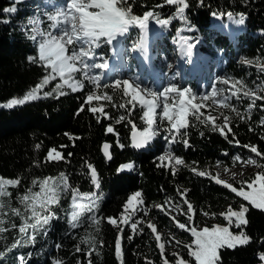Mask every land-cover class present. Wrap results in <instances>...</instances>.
Instances as JSON below:
<instances>
[{
	"label": "trees",
	"instance_id": "1",
	"mask_svg": "<svg viewBox=\"0 0 264 264\" xmlns=\"http://www.w3.org/2000/svg\"><path fill=\"white\" fill-rule=\"evenodd\" d=\"M24 2L0 0V104L7 103L11 98L22 97L47 74L40 64L28 59H38V43L29 38L34 33L29 21L28 5ZM185 2L188 4L185 9L186 20L178 21L177 17L168 23L166 36L170 44L173 33L185 28L187 32L184 36H199L203 43L201 50L210 57L222 52L227 64L224 75L238 77L246 83L249 80L262 82L264 97V74L254 68L247 70L238 63V58L242 57L264 63V0ZM159 5L163 6L157 7ZM8 7H15L17 11L4 13L3 10ZM132 11L141 17L147 11H154L160 19L167 20L174 16L176 6L165 4L164 0H135ZM241 14L244 16L243 24L237 23ZM48 24L44 15L43 31L48 30ZM175 24L177 26L173 28ZM133 41L134 38L126 40L128 45ZM114 81L100 82L111 84ZM58 83L57 79L52 80L42 91H51ZM216 87L220 89L219 84ZM62 90L68 94L43 97L41 92V99L24 106L13 109L0 107V178L20 180L16 187L8 186L11 194L8 199L11 207L21 210L23 206L18 197L25 195L29 189L39 191V181L59 177L61 173L65 174L71 188L78 190L81 195L87 194L89 199L82 203L95 202L98 207L95 212H86L77 227L73 228L69 224L72 197L70 192L62 193L59 203L52 206L55 218L36 235L35 242L31 244L24 243L19 234L21 219L11 216L10 210L6 209L8 215L4 219L8 231L0 234L3 236L0 239V252L5 253L0 264H20L21 257L25 264H53V261L62 264H162L161 242L157 244L153 230L142 225L141 231L134 232L128 223L124 224L121 220L124 205L129 196L137 191L142 194L143 210L148 212V218L157 230L172 228L170 219L162 210L167 202H182L185 209L191 204V221L194 224L204 222V217L221 222L222 212L228 211L230 206L240 207L243 204L249 209L245 214L248 223L241 227L250 238L249 242L232 249H219L218 264H264L261 259L264 255V211L253 208L230 188L216 184L210 176L214 166L230 168L239 162L234 157L239 156L243 161L248 155H255L264 173V99L257 100L249 109L251 101L242 98L226 111L230 120L228 127L231 128V132L228 128L224 129L227 139L219 131H213L210 123L202 125L192 119V126L186 130L187 135L184 137L190 146L185 147L179 142L168 145L167 151L184 161L183 165H175L174 160L166 162L158 159L161 154L157 144L142 153L131 149L129 136L133 124L140 131L145 124L141 120L142 110L138 107H118L129 97L113 93L111 88L104 89L113 96V100L91 102V107L104 106L108 115H101L99 111L94 114L89 110L86 97L93 91V86L87 81L82 91L71 92L66 87ZM201 112L209 116V112L202 108ZM121 116L125 119L116 123ZM223 122L218 118L216 120L217 124ZM108 127H112L113 131L108 132ZM167 127L169 125L163 123V132L167 134V139H171ZM105 143L110 145L109 161L101 151ZM37 145L40 147L37 148ZM245 145L256 146L262 155L257 156L251 152V147ZM53 149L61 154L62 159H47L49 151ZM127 164H132L133 168L118 171ZM174 165L177 168L175 173L172 171ZM92 169L96 171L98 187L91 181ZM199 172L208 175L200 176L197 174ZM33 180L37 181V185L32 184ZM242 184L240 181L231 183L237 189ZM92 215L100 220L99 231L90 219ZM107 218H113L115 224H109ZM9 220L11 223H8ZM178 221L182 222L181 218ZM11 224H16L17 228H12ZM179 232L192 241L190 233L184 230ZM118 237L121 240L119 257L115 251ZM83 239L94 240L95 245L82 243ZM16 241L20 243L13 248Z\"/></svg>",
	"mask_w": 264,
	"mask_h": 264
},
{
	"label": "snow or ice",
	"instance_id": "2",
	"mask_svg": "<svg viewBox=\"0 0 264 264\" xmlns=\"http://www.w3.org/2000/svg\"><path fill=\"white\" fill-rule=\"evenodd\" d=\"M164 3L176 6L174 16L167 20L160 19L159 15L154 11H147L142 17L133 14L132 9L135 0H62V3L55 8L54 12L45 13L49 21L48 30L41 31L39 28H34V34L29 37L38 43V59L35 57H29L28 59L32 63L40 64L47 74L44 75L43 79L35 87L26 92L22 97L11 98L7 103L0 105V107L13 109L16 106H24L29 102L41 99V92L43 97L53 96V94L64 96L68 94V92L62 90L65 87L70 89L71 92L82 91L85 87V81H87V83L93 86V91L86 97V102L92 113L95 114L99 111L101 115H108L104 111V106L99 108L91 107V102L94 100L107 102L113 100V96L108 95L104 91L107 88H111L113 93H122L124 98L130 97L124 103H120L118 105L119 108L126 109L127 105H132V108L138 106L142 110L141 120L146 126L142 131H138L135 124L132 126V144L137 149L145 147L158 135L157 129L162 126L164 121H167L169 125L166 128V131L171 135V139L168 140L169 145L179 142L183 143L185 147L190 146L188 140L184 137L187 135L186 130L192 126V119H195L202 125L210 123L213 131H219L227 139L224 129L228 128V131L231 132V128L228 127L230 123L229 117L225 115L223 117L224 122L217 124V118L211 117L210 115L205 116L201 112V108L205 107L203 101L209 99L212 100L213 104L218 103L224 108L231 107L227 102L229 97L222 96L220 99L215 98L217 96L215 88L212 93L200 97V103H194L193 101L197 99L196 94L192 93L188 88L180 90L176 85L170 84L162 91L157 92L151 88L142 87L135 80L130 82L128 79L115 80L111 84H101V75L94 74L95 70L103 73L109 67L108 60L97 54L96 50L101 46L107 44L114 47L122 38L127 37L132 28H139L141 36L137 42H134V49H140L147 34L150 20H155L161 26H166L171 19L177 17L186 20L185 9L188 7V4L185 0H164ZM162 6L159 5L157 7ZM3 11L4 13H14L17 9L15 7H8ZM2 22L7 23V21ZM37 22L36 19L32 21L34 24ZM237 23H244L243 14H241ZM181 43L186 46V52L190 56L192 54L193 44L189 43L186 37H181ZM98 59L100 62H97ZM241 60L245 64L252 63L251 60L243 57ZM57 77H59L61 83H58L51 91H42L45 85H48L52 80H56ZM222 82L225 84L228 83L227 80H223ZM240 91L241 89L238 88L232 95L236 96ZM243 95L251 101L249 109L256 104L257 100L264 99V97L256 95L252 90H245ZM232 110L235 111V109ZM129 114H131V110H129ZM237 115H240L239 112H237ZM97 119L99 120V117ZM124 119L125 117L121 116L116 120V123H120ZM129 123H131V120H129ZM181 130L185 131L182 132ZM107 131L112 132L113 128L108 127ZM236 143L239 142L236 141ZM36 147L39 148L40 146L37 145ZM244 147H251V152L257 156L262 155L256 146L245 145ZM108 148L109 145L105 144L104 154L111 159ZM166 158L174 160L175 165L184 164L183 159L174 156L171 151L158 157L160 161H164ZM47 159L59 160L62 157L59 152L53 149L49 151ZM234 159L239 160L241 157L236 156ZM247 163L256 164L257 167H261L260 164H257L251 158L248 159ZM175 165L172 167L173 173L177 171ZM89 167L91 168L90 165ZM132 168V164H127L123 165L118 171ZM197 174L200 176L208 175L206 172H199ZM233 175L236 174L233 173ZM90 178L92 183L98 187L99 181L94 169L91 170ZM213 179H215L216 184H223L226 188H230L236 196L242 197L253 208L264 209V173L258 174L248 184L250 191H245L243 188L238 190L232 187L231 184L216 177H213ZM19 183L20 180L18 178H0V234L8 231L4 219L8 215V212L5 210L8 209L10 210L11 216L21 219L18 231L23 238V242L26 244L34 243L36 235L41 230H44L50 221L55 218L52 212V206L59 203L62 193L70 192L72 197L69 224L73 228L77 227L86 212H95L98 207L95 205V202L91 204L82 203V201L89 199V197L87 194L81 195L78 190L71 188L64 173H61L59 177L42 179L39 181V191L33 192L29 189L25 195L18 197L19 203L23 206V210L11 207L10 200L8 199L11 195L8 186L16 187ZM32 184L37 185V181L33 180ZM141 195V192L137 191L129 196L127 203L124 205L125 209L134 207V202L143 203ZM184 202L188 203L187 200ZM192 207L191 204H188V212H192ZM248 210L243 204L240 205L238 211H234L230 206L228 213L225 214V219L229 223H232L233 217H235V226L240 228L241 225L248 223L245 219V214ZM132 215H128L127 217L122 216V222L127 224L132 219ZM90 219L96 226L97 231H99L100 220L95 215H92ZM188 219L190 221L192 217L189 216ZM107 222L109 224H115L113 218H107ZM140 222L137 220L131 223V229L134 232L138 231L137 225ZM8 223H11V221L9 220ZM11 227L17 228V225L11 224ZM147 227L152 229L153 232L156 231V228L151 222L147 224ZM178 227L185 229L183 223H179ZM121 231L123 230L121 229ZM191 234L195 237L193 243L196 245V250H190L189 255L195 258L196 264H218L220 259L218 249L224 247L232 249L237 244H247L250 239L243 231L238 235H234L229 231L228 227H216L212 230L205 228L202 231H197L195 228H192ZM2 238L3 236L0 235V239ZM160 238V236H156L157 241ZM128 239L131 240L132 237L129 236ZM81 242L87 243L90 246L95 245L94 240L83 239ZM19 243L20 241H16L12 247L15 248ZM160 247L163 248L164 246L160 245ZM79 250L78 247L77 251ZM115 251L119 257L121 253V240L119 237L115 242ZM4 256L5 253L0 252V259ZM261 259L264 260V255L261 256ZM20 264H25L24 258L22 257L20 258ZM53 264H62V262L53 261ZM165 264H167L166 261ZM176 264H182V262L177 260Z\"/></svg>",
	"mask_w": 264,
	"mask_h": 264
},
{
	"label": "rangeland",
	"instance_id": "3",
	"mask_svg": "<svg viewBox=\"0 0 264 264\" xmlns=\"http://www.w3.org/2000/svg\"><path fill=\"white\" fill-rule=\"evenodd\" d=\"M61 3H62V0H25L24 4L28 5L27 8L30 12L29 21L32 26V30L34 28H39L41 31H43L42 17L45 15V13L49 11L54 12L55 8L59 6ZM33 19H36L38 22L35 24L32 23ZM181 20L182 19L178 18V21H181ZM176 26L177 24H175L173 28H175ZM168 27H169L168 24L166 26H161L160 24L156 22L149 23L148 31L146 34V39L144 40L143 45L140 49H135V54H131L128 50H123L122 43H121L120 45L111 47L112 53L108 58L102 56L104 59L112 60L113 55L117 53L116 54L117 62L121 63L122 67L121 68L119 67L117 70L114 68V70L117 71V75L115 76L116 80L128 79L130 82L135 80L139 82L142 87L151 88L157 92L162 91L165 87H167L170 84H174L180 90H183L184 88L190 89L191 92L195 93L197 97V99L193 102L200 103L201 102L200 97L212 93L214 89V87H211L207 90V94H204L205 87L203 84L199 85L195 83L194 86L191 85L192 82H196L195 78H198V74L203 72L202 74L204 76L201 74L203 79L208 77L209 83L211 85L214 86L216 83L220 85V90H217V88H215L217 91V96L215 97L216 99H220L222 98V96L229 97V100L227 101L228 104L231 106L229 108H224L218 103L213 104L211 99L203 101V104L205 105V107H202V109L205 112H209V115L211 117H215L220 120H223V117L226 115L225 113L228 109L233 108L236 102H240L238 100L245 98L243 95V92L245 90H252L256 95L263 97L262 82L257 83V81L249 80L246 83L244 80H241L238 77L230 78V76L224 75L222 73L224 72L223 69L227 65L226 57L223 56L222 52H220L218 56L213 57V58L207 55L205 56L204 54H200L198 47L202 45L201 43L202 40L199 36L192 35L193 38L191 39L186 37L189 39L188 40L189 43L193 44L192 54L190 56L187 55L186 46L181 43V37H185L184 33L187 32L185 28H179L177 29L175 33H173V37H172L173 43L170 44L168 51H165V50L162 52L159 51V56L161 57L162 61L165 63V67L161 71V73L158 72L157 76L152 77L149 71L140 70L139 66L135 64L136 60L133 57V55H136L138 51H142L143 49L149 50L150 44L157 46L158 50L161 49L160 48L161 46H166V43L168 42L167 41L168 37H166L165 34H166V29ZM131 31L132 29L130 30V32ZM190 32H193V30H191ZM140 36H141V33H140ZM123 39L124 38H122V41ZM102 48L103 47H100L96 51L98 52ZM121 48L123 51H125L126 55H128L127 58L124 57L123 59H120ZM174 53L176 55L182 54L184 58L189 59L190 67L187 70L185 71L182 70L179 64L177 66L175 65L177 60L176 59L172 60L171 58V55ZM251 61H252L251 64H245L242 62L241 58H238V63L243 64L245 66V69L249 70V69L254 68L258 70L261 74H264V70H262L264 69V63L253 61V60ZM97 62H100V60L98 59ZM163 62L161 63L162 65H163ZM174 67L178 70L176 77L171 74V69H173ZM203 67H204V70L201 71V68ZM219 68H220V72L218 73ZM94 74L101 75V80L103 79L102 76L104 74H102L99 70H95ZM246 74H247V78H249L250 72ZM56 79L61 83L59 77H57ZM223 80H227L228 83L227 84L223 83L222 82ZM237 82H241V83H237ZM238 88L241 89V91L238 92L236 96H233L232 93L235 92ZM138 109L140 108L138 107ZM164 122H167V121H164ZM157 132H158V135L147 146L148 148H151L153 145L157 144V146L160 147L159 149L160 154L164 155L166 152H168L167 145H166L167 136L163 133L162 126L157 129ZM249 158L255 160L257 164L261 165V163L257 160L255 155H248V158L246 160L242 161L239 159V162L230 168H223L222 166H219V165L214 166V168L211 171L210 176L212 177V179L213 177H216L229 184L233 182H238V181L243 182L242 186L239 187L238 190L240 188H243L245 191H250V189L248 188V184L251 183L255 179V177L258 174H261L262 172H261V167H257L256 164L247 163ZM165 161L171 162L167 158L165 159ZM233 173H235L236 175H233ZM213 180L215 181V179ZM220 185H223V184H220ZM183 206L185 205L182 202H179L178 204L167 202L166 205L162 208V210L170 219L172 223V228H170L169 230H157L156 229V231L153 232L155 241L157 242V244L160 241L161 242L160 245L164 246L163 248L160 247V250L162 252L161 254L162 264H165V261L167 262V264H176L177 260H180L182 264H196L195 258L189 255L190 250L191 251L196 250V245L193 243V241L195 240V237L193 236L190 237L192 241H189V238L187 236L180 235L179 230H184L187 234L189 233L191 234L192 228H195L197 231H202L205 228L212 230L213 228H216V227H228L229 231L232 232L234 235H238L241 231H243V228L241 227L242 225L240 226V228H237L235 226V217H233L232 223H229V221L225 219V214H227L228 211L222 212L220 214L222 217L221 222L219 221L217 222L214 219L204 217V222H201V223L198 222L197 224H194L191 221L192 219L190 221L188 219L189 216L193 218L192 213L188 212V209L183 208ZM155 208H157V206ZM231 208L234 211H238L240 207L235 206ZM261 210L264 211V209H261ZM133 213L134 215H132ZM128 215H132V220L128 222L130 227H131V223L137 220L141 221L137 225L138 231H141L142 225L147 226L149 222L153 224V222L149 220L148 218V212L143 210L141 203L134 202V207H129L127 210L124 209L122 216L127 217ZM179 218H181L182 222L178 221ZM179 223H183L185 225V229H180L178 227ZM156 236L161 237L159 241H157ZM187 240L188 242H185ZM239 245H243V244H237V246Z\"/></svg>",
	"mask_w": 264,
	"mask_h": 264
},
{
	"label": "water",
	"instance_id": "4",
	"mask_svg": "<svg viewBox=\"0 0 264 264\" xmlns=\"http://www.w3.org/2000/svg\"><path fill=\"white\" fill-rule=\"evenodd\" d=\"M132 139H133V132H132L131 135H130V143H131L130 147H131V149H133V150H137V151H138V150L141 151V150L144 149V147H143V148H140V149H137V148L133 147ZM105 144L109 145L108 143H105ZM105 144H104V145H105ZM104 145H103L101 151H102V154H103L104 158H105L107 161H109L110 159H109L108 157H106L105 154H104ZM108 152H109V155H110V145H109V148H108Z\"/></svg>",
	"mask_w": 264,
	"mask_h": 264
},
{
	"label": "bare ground",
	"instance_id": "5",
	"mask_svg": "<svg viewBox=\"0 0 264 264\" xmlns=\"http://www.w3.org/2000/svg\"><path fill=\"white\" fill-rule=\"evenodd\" d=\"M175 65H176V64H175ZM179 66H180V64H179ZM177 73H178V70H177L175 67H174L173 69H171V74H172L173 76L176 77Z\"/></svg>",
	"mask_w": 264,
	"mask_h": 264
}]
</instances>
